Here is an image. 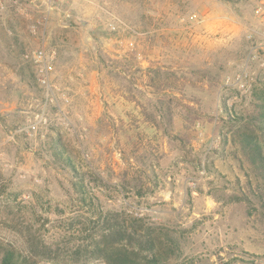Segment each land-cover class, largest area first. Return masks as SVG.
I'll return each instance as SVG.
<instances>
[{
  "label": "rangeland",
  "instance_id": "374dc122",
  "mask_svg": "<svg viewBox=\"0 0 264 264\" xmlns=\"http://www.w3.org/2000/svg\"><path fill=\"white\" fill-rule=\"evenodd\" d=\"M256 84L264 0H0V264H106L90 250L118 223L172 244L166 264H264L230 122Z\"/></svg>",
  "mask_w": 264,
  "mask_h": 264
},
{
  "label": "trees",
  "instance_id": "16d2710c",
  "mask_svg": "<svg viewBox=\"0 0 264 264\" xmlns=\"http://www.w3.org/2000/svg\"><path fill=\"white\" fill-rule=\"evenodd\" d=\"M260 85V83H258ZM252 89L251 110L230 119L236 129L232 131L231 143L239 146L240 154L252 166L264 184V86ZM170 102H168L169 104ZM165 112L171 120V110ZM90 253L106 264H166L174 248L158 234L152 236L134 225L118 223L106 228L98 241L93 242ZM1 264H35L30 258H19L6 252Z\"/></svg>",
  "mask_w": 264,
  "mask_h": 264
},
{
  "label": "built area",
  "instance_id": "2783aa9c",
  "mask_svg": "<svg viewBox=\"0 0 264 264\" xmlns=\"http://www.w3.org/2000/svg\"><path fill=\"white\" fill-rule=\"evenodd\" d=\"M250 37V35L248 36ZM35 61L34 62L36 64L37 67V72H38V81L40 82V84L42 85V87L44 88V94H45V104H47L48 102H52L53 101V85L50 83L49 80V70L51 69L49 62H45V53L44 51H39L35 54ZM38 123L46 125L47 120L44 117V115H40L39 119H38Z\"/></svg>",
  "mask_w": 264,
  "mask_h": 264
}]
</instances>
